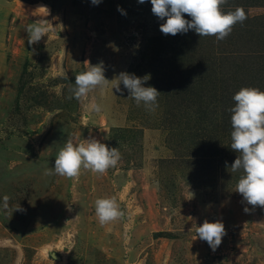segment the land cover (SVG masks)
Instances as JSON below:
<instances>
[{
	"label": "rangeland",
	"instance_id": "374dc122",
	"mask_svg": "<svg viewBox=\"0 0 264 264\" xmlns=\"http://www.w3.org/2000/svg\"><path fill=\"white\" fill-rule=\"evenodd\" d=\"M237 7L247 19L217 41L163 34L150 0H0V264H264V208L236 192L230 147L233 96L264 91V0L221 10ZM41 18L50 31L29 45ZM96 65L110 82L69 99ZM121 72L149 77L155 111L116 91ZM93 138L119 149L114 168L44 175L68 141ZM98 198L123 218L100 225ZM205 220L225 226L215 251L195 239Z\"/></svg>",
	"mask_w": 264,
	"mask_h": 264
},
{
	"label": "clouds",
	"instance_id": "9594fccd",
	"mask_svg": "<svg viewBox=\"0 0 264 264\" xmlns=\"http://www.w3.org/2000/svg\"><path fill=\"white\" fill-rule=\"evenodd\" d=\"M101 0H91L97 5ZM144 3L145 0H138ZM152 13L160 20V31L165 35H177L194 30L200 37L214 36L217 41L224 40L237 23H243L246 13L243 8L237 7L234 11L223 12L221 5L227 0H150ZM121 14L124 10L117 9ZM184 14L191 17L186 20ZM166 18V19H165ZM47 20L41 18L31 23L25 31L28 34V44L38 43L42 37L47 36L50 28ZM149 77H137L134 74L121 72L116 77L114 88L120 92V84L129 92L139 106L143 104L146 110L155 111L158 107L157 98L160 92L152 86L145 87ZM110 81L105 78L101 65L91 66L90 70L82 72L75 77V86L70 90L69 97L81 100L87 98L94 89L103 88ZM191 87V86H190ZM113 88V89H114ZM235 106L230 109L231 115V149L239 155L231 165L233 172L242 170L243 175L238 180L236 192L242 195L248 205L264 208V91L257 88H241L233 96ZM89 112L100 113L102 108L92 102L87 105ZM121 159L118 148H109L96 139L82 140L78 144L68 141L58 152L54 167L46 169L45 176L59 175L70 179L77 178L81 169L93 173L104 174L109 168H114ZM8 196L3 197V207H8ZM15 210H19V207ZM250 209L244 208L248 213ZM95 215L100 225L123 218L124 212L120 210L114 198H98L95 201ZM195 239L206 241L210 248L215 249L221 244L225 233L222 222H208L205 220L199 227L195 226ZM194 239V240H195Z\"/></svg>",
	"mask_w": 264,
	"mask_h": 264
},
{
	"label": "bare ground",
	"instance_id": "6f19581e",
	"mask_svg": "<svg viewBox=\"0 0 264 264\" xmlns=\"http://www.w3.org/2000/svg\"><path fill=\"white\" fill-rule=\"evenodd\" d=\"M45 250V249H44Z\"/></svg>",
	"mask_w": 264,
	"mask_h": 264
}]
</instances>
